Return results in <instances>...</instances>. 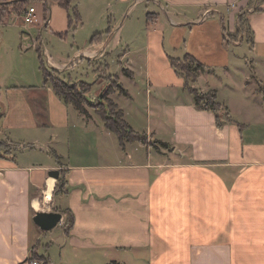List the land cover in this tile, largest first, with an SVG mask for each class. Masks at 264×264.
I'll return each instance as SVG.
<instances>
[{
    "label": "crops",
    "instance_id": "0c3cea01",
    "mask_svg": "<svg viewBox=\"0 0 264 264\" xmlns=\"http://www.w3.org/2000/svg\"><path fill=\"white\" fill-rule=\"evenodd\" d=\"M2 2L0 139L12 148L0 158V264H264V0ZM29 6L38 23L23 21ZM39 50L69 81L97 75L89 100L117 79L123 118L170 148L120 145L44 81ZM185 54L201 63L191 86L215 90L221 125L171 65ZM51 169L66 192L54 193ZM40 211L61 218L42 229Z\"/></svg>",
    "mask_w": 264,
    "mask_h": 264
},
{
    "label": "trees",
    "instance_id": "16d2710c",
    "mask_svg": "<svg viewBox=\"0 0 264 264\" xmlns=\"http://www.w3.org/2000/svg\"><path fill=\"white\" fill-rule=\"evenodd\" d=\"M21 8L27 0H19ZM60 5L65 7L67 10L70 9L71 2L73 0H57ZM25 10V9H24ZM23 10V11H24ZM8 7L7 3L2 2L0 0V20L4 17L7 13ZM79 20V16L76 10H72L71 13L68 15V25L71 27L72 25L76 24ZM246 19L241 18L239 19V29L243 30L246 26ZM40 51V50H39ZM39 67L42 71V75L44 81H49L56 92L57 95L62 97L66 101H72L74 105L83 113L87 114V110L85 108V103L91 105L92 107L96 108L97 113L100 115L102 120L104 121L105 126L113 131L120 143L122 145L125 141H138L141 144L145 145H153L156 147L162 146L165 148H170L169 144L165 141H161L159 139L149 140L145 133H139L135 131L131 125L123 118V113L121 109L117 107V104L109 97V94L112 93L115 87H119V84L116 83L112 86L109 83L97 96L95 99L96 101L89 100L87 97V93L90 90V83L85 81H69L65 77H63L60 72L54 68L49 67L46 62L44 61V57L42 52H39ZM184 60L183 63L180 65V60ZM190 61L194 62V65L191 66ZM179 62V64H178ZM170 63L174 67V69L178 73L184 74V86L193 94L195 103L197 105L202 106L206 109H211L216 113V123L221 125L222 120L218 114V111L222 108L220 102L216 100V92L215 90H210L206 93L200 92L198 89L191 86V82L196 79V68L200 66L201 63L195 62L194 58L189 55L185 54L181 57L170 56ZM125 71V70H124ZM127 72V71H126ZM113 80V81H114ZM112 81V82H113ZM223 116L226 120L232 122L230 115L227 112H224ZM240 125V124H238ZM12 148V143L8 140L0 139V158H10L9 156L10 150ZM65 174H61L57 179L55 184L54 193L59 191L66 192V181L64 178ZM73 225V215L71 212H66V223H65V230L68 232ZM32 258L42 259L43 264H47V260L43 259L41 256L37 254L33 255ZM112 264H119L113 261Z\"/></svg>",
    "mask_w": 264,
    "mask_h": 264
},
{
    "label": "water",
    "instance_id": "95a60500",
    "mask_svg": "<svg viewBox=\"0 0 264 264\" xmlns=\"http://www.w3.org/2000/svg\"><path fill=\"white\" fill-rule=\"evenodd\" d=\"M49 175L54 178H58L59 170L51 169L49 171ZM60 218H61V213L58 211H40L34 215L33 220L36 224L40 226V228L50 229L58 223Z\"/></svg>",
    "mask_w": 264,
    "mask_h": 264
},
{
    "label": "built area",
    "instance_id": "2783aa9c",
    "mask_svg": "<svg viewBox=\"0 0 264 264\" xmlns=\"http://www.w3.org/2000/svg\"><path fill=\"white\" fill-rule=\"evenodd\" d=\"M23 21L27 24H34L39 22L34 6H29L23 11ZM25 264H43L40 259L30 258L25 261Z\"/></svg>",
    "mask_w": 264,
    "mask_h": 264
},
{
    "label": "rangeland",
    "instance_id": "374dc122",
    "mask_svg": "<svg viewBox=\"0 0 264 264\" xmlns=\"http://www.w3.org/2000/svg\"><path fill=\"white\" fill-rule=\"evenodd\" d=\"M226 23V22H225ZM27 24V23H26ZM73 26V25H72ZM72 26H71V28H72ZM54 48L56 49V46H54ZM59 52H62L63 51V44H61L60 46H59V49H57ZM184 62V60L182 59V60H180V65H181V63H183ZM178 64H179V62H178ZM104 69V68H103ZM104 72H105V70H104ZM111 72H115V69H113V70H109V71H107V73H111ZM103 73V72H102ZM106 73V72H105ZM97 77V75L96 76H94V74L93 73H89L88 75H87V77H82L83 79H86V80H88V82L90 81L91 82V86H95V82H94V80H95V78ZM109 80H111L109 83H111L112 84V86H114L115 85V83H116V80H114V78L113 79H109ZM114 80V81H113ZM113 81V82H112ZM116 88V87H115ZM92 89V88H91ZM109 97H110V95H109ZM111 98V97H110ZM96 99V98H95ZM93 100V101H96V100ZM112 99V98H111ZM84 105H87V107H89V109H91V110H94L96 113H97V110H96V108H94V107H92L91 105H89V104H84ZM3 140V139H2Z\"/></svg>",
    "mask_w": 264,
    "mask_h": 264
},
{
    "label": "bare ground",
    "instance_id": "6f19581e",
    "mask_svg": "<svg viewBox=\"0 0 264 264\" xmlns=\"http://www.w3.org/2000/svg\"><path fill=\"white\" fill-rule=\"evenodd\" d=\"M50 190H51V185H49L48 188H47V190H46L47 197H49V195H50Z\"/></svg>",
    "mask_w": 264,
    "mask_h": 264
}]
</instances>
